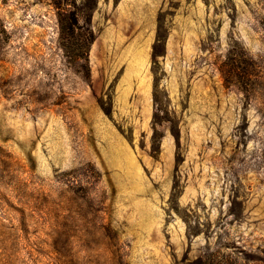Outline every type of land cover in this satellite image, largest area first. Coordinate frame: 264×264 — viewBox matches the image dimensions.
Listing matches in <instances>:
<instances>
[{
	"label": "rangeland",
	"instance_id": "374dc122",
	"mask_svg": "<svg viewBox=\"0 0 264 264\" xmlns=\"http://www.w3.org/2000/svg\"><path fill=\"white\" fill-rule=\"evenodd\" d=\"M105 1L0 0V264H264V0H167L151 99Z\"/></svg>",
	"mask_w": 264,
	"mask_h": 264
},
{
	"label": "crops",
	"instance_id": "0c3cea01",
	"mask_svg": "<svg viewBox=\"0 0 264 264\" xmlns=\"http://www.w3.org/2000/svg\"><path fill=\"white\" fill-rule=\"evenodd\" d=\"M167 0H107L100 3L98 11L102 13L103 25L92 42V45H101L103 48L123 49L122 60L125 62L120 75L119 90L122 96L130 98L135 92L142 91L149 99L152 97L153 77L149 71L151 49L163 37L159 35L162 15L166 10ZM191 8L200 11L201 0H192ZM184 6H181V11ZM97 11V12H98ZM99 13V14H100ZM166 23L170 24L165 38V63H174L178 58V49L189 48V39L181 32L184 29V20L187 15L179 12L178 15L167 12ZM171 15V21H170ZM97 14H93L96 22ZM196 14V23L199 22ZM192 45V44H191ZM127 51L129 54H127ZM92 54V51L90 52ZM119 57V54H118Z\"/></svg>",
	"mask_w": 264,
	"mask_h": 264
},
{
	"label": "trees",
	"instance_id": "16d2710c",
	"mask_svg": "<svg viewBox=\"0 0 264 264\" xmlns=\"http://www.w3.org/2000/svg\"><path fill=\"white\" fill-rule=\"evenodd\" d=\"M94 38V34L92 33V39ZM159 53L157 52L156 50V47H155V50H154V55L157 56Z\"/></svg>",
	"mask_w": 264,
	"mask_h": 264
}]
</instances>
